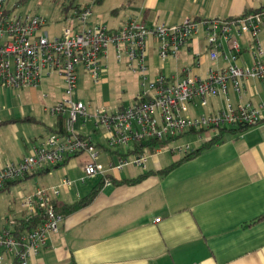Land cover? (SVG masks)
Listing matches in <instances>:
<instances>
[{
    "label": "crops",
    "instance_id": "obj_1",
    "mask_svg": "<svg viewBox=\"0 0 264 264\" xmlns=\"http://www.w3.org/2000/svg\"><path fill=\"white\" fill-rule=\"evenodd\" d=\"M127 5L131 9L127 19L138 17L149 25H157L182 23L186 18L239 17L249 10L264 8V0H128ZM258 38L264 46V27ZM240 43L238 62L244 67L251 66L253 39L245 36ZM188 45L184 60L181 59L182 52L178 59H170L175 62L174 67L171 61L163 65L157 54L153 56L154 64H158L152 70L154 76L183 74L186 68L191 74L206 75L211 65L204 67L208 60L204 54L208 51L205 34L197 39L194 37ZM194 46L200 48L201 56H194ZM187 53L191 54L190 64ZM112 54L114 57L113 51ZM209 59L217 68L227 65L223 57L215 62L210 56ZM159 64L162 67H158ZM55 76L64 85L57 74L45 77L52 79ZM42 88L43 81L37 89L20 88L36 99L29 104H21L16 98L11 100L16 88H0V118L3 113L6 116L0 123L27 116L35 118L32 122L0 124L7 125L10 131L0 132V168L8 162L22 161L34 146L40 145L57 128L55 125L48 128H53L51 132H37L31 123L39 120L22 110L28 107L30 113L34 111ZM48 92L47 97L55 98L53 103L62 100L57 98L53 88ZM216 98H221V102ZM229 98L236 105L242 102L264 105V80H245L242 99L232 91ZM209 100L213 112L228 104L225 97L212 96ZM197 103L200 102L196 100L189 105L192 116H199L194 110ZM84 130V135L99 142L93 138L96 134H92L98 132L96 128L91 132ZM104 136L107 143L106 132ZM96 146L103 163L109 159L115 161L117 154L123 153L104 143ZM160 154L166 164L156 158ZM185 154L168 156L162 152L154 155L146 169L131 165L115 172L113 184L106 187L101 175L86 177L83 167L90 160L87 152L72 157L59 167L38 166L33 174L21 181L39 178L30 185L24 183V189L30 187L31 191L21 193V198L38 187L51 193L59 187L60 193L54 198L71 204L90 194L98 185L101 190L89 205L64 216L59 230L50 235L37 255L30 258V264H264V219L247 226L253 219L264 216V121L243 132H228L219 143L196 157L166 174L158 173ZM140 175H143L140 181L123 183V180L136 179ZM65 178L72 182L70 186L63 184ZM21 215L16 219L28 216L22 206Z\"/></svg>",
    "mask_w": 264,
    "mask_h": 264
},
{
    "label": "built area",
    "instance_id": "obj_2",
    "mask_svg": "<svg viewBox=\"0 0 264 264\" xmlns=\"http://www.w3.org/2000/svg\"><path fill=\"white\" fill-rule=\"evenodd\" d=\"M6 3L7 0H0V88L37 89L43 77L59 75L64 81L65 98L51 106L45 105L44 111L54 118L63 117L65 123L62 133L58 127L54 129L22 161L8 162L0 168V190L10 182L24 180L38 166L57 165L69 156L84 152L90 155L83 167L86 177L101 175L104 187L110 186L114 181L112 175L128 166L146 169L154 155L164 152L171 156L191 150L190 145L170 149L165 144L154 152L127 153L146 140L170 142L187 132H198L206 133L200 139L207 141L221 128L254 126L264 121V105L254 106L250 102L236 105L229 98L232 91L242 99L245 80H264V46L258 38L264 27V8L239 17L186 18L177 24L149 25L138 17H129L118 28H110L103 21H90L93 15L90 6L77 7L72 17L75 25L66 28L62 36L51 39L47 32H41L48 21L45 14L14 13ZM201 28L211 60L215 62L223 57L227 65L211 66L206 75L191 74L186 68L183 74H159L151 79L147 63L149 43L152 42L160 64L164 65L171 58L178 59L181 49ZM245 36L253 39V64L247 67L238 62L240 39ZM111 47L118 62L125 61L131 71L139 74L142 89L134 105L113 109L105 106L89 112L86 103L75 98V92L84 74H89V80L96 84L101 82ZM201 53L194 51V56L199 57ZM212 96L225 97L227 107L210 114L186 115L190 104L197 100L206 106ZM90 121L106 128L110 148L124 145L126 152L118 153L115 161L101 162L95 142L82 133ZM77 123L79 128H76ZM71 183L67 178L63 180L66 186ZM52 192L38 187L23 197L22 207L28 212L27 218L39 213L43 222L27 233L16 234L17 219H8L11 228L0 229V264H30V258L59 230L64 219L54 198L60 193L59 187Z\"/></svg>",
    "mask_w": 264,
    "mask_h": 264
},
{
    "label": "rangeland",
    "instance_id": "obj_3",
    "mask_svg": "<svg viewBox=\"0 0 264 264\" xmlns=\"http://www.w3.org/2000/svg\"><path fill=\"white\" fill-rule=\"evenodd\" d=\"M19 0H7L6 7L8 9H13L14 13L18 14H45L48 21L46 26L41 30L42 33L47 32L49 37L52 39L54 37L62 36L64 30L75 25V21L72 20L73 15L77 7H86L90 6L93 12V15L90 19L92 23H98L100 21L105 22L110 28H118L123 21L127 19L130 15V8L127 5L128 0H102L98 2L96 0H28L24 3H18ZM73 2V5L67 10L64 11L63 8L66 5H69ZM204 37V30L201 28L199 34L195 38ZM149 43L148 45V66L150 67L149 76L151 79H154V72L152 71L157 67L158 64H154V57L157 52L153 49V45ZM191 45V44H190ZM190 45H185L182 48L181 59L184 60L185 52H188V47ZM200 50L199 47L194 46L193 51ZM188 54V64L191 63V54ZM205 57L208 60L205 62V69L210 65L215 67V63H212L209 59V53L204 52ZM248 56L249 54L246 53ZM112 47H111V56L105 61V66L107 65V72L102 76L100 83L96 84L93 81L89 80V74L83 75L81 83L75 92V98L82 100L88 106L89 112H94L99 107L108 106L110 109L119 107L120 105L131 106L135 104L136 96L142 89L141 78L139 74L130 71L128 65L123 62H118L115 57L112 56ZM168 61H171L170 59ZM172 62V61H171ZM173 67L175 62H172ZM165 65V64H164ZM158 67H162L159 64ZM49 88L54 89V94L57 92V98L64 99V85L59 77L47 78L43 77V88L41 92V98L43 99L35 103L34 111L30 113L28 107L22 108L24 114L32 115L39 120L38 122L31 123L32 127L36 129L37 132H51L49 127H55L56 121L54 117L44 111V106H51L55 98L45 97L44 95L49 93ZM11 100L17 99L21 104H29L30 101L36 100L32 95L22 92L20 89H15L11 94ZM217 102H221V98H216ZM209 103L204 106L201 103L194 105L195 114H210L213 113V108L211 106V101L208 99ZM0 101V106H1ZM26 106V105H24ZM191 108V107H189ZM191 110L187 112L186 115H190ZM6 119L5 114H2L0 120ZM81 123V121L79 122ZM79 123L76 124V128H79ZM96 128L98 132H92L93 138L97 143H104L105 146L110 148L105 140L106 128L103 125H95V121H90L87 124L85 129L88 132L93 131ZM84 130V131H85ZM85 131V132H86ZM0 132H10L7 125L0 126ZM203 133L198 132H187L183 137L167 142L165 146L171 148H179L180 146L190 145V149H195L199 147L202 143L200 136H205ZM113 149L120 150L121 152H126L127 147L124 145H117L111 147ZM157 159H160L163 163L166 164L164 157L160 154ZM153 159L151 158L149 163ZM38 177L31 178L29 180L23 181L21 183L13 184L10 188L0 191V229L3 227L11 228V225L7 222L8 219H15L22 217L21 215V204L23 198H21V193L26 194L31 191V188L26 187L24 189V183L29 185L32 182L38 181ZM27 196V195H25ZM68 200L70 198H67Z\"/></svg>",
    "mask_w": 264,
    "mask_h": 264
},
{
    "label": "trees",
    "instance_id": "obj_4",
    "mask_svg": "<svg viewBox=\"0 0 264 264\" xmlns=\"http://www.w3.org/2000/svg\"><path fill=\"white\" fill-rule=\"evenodd\" d=\"M28 0H19L18 3H24ZM98 2H101L102 0H96ZM73 5V2H71L69 5H66L63 10L67 11L71 6ZM260 9H256V10H249L247 13L252 12V11H257ZM12 121H35V118L31 117V116H27L25 118H16V119H10V120H6L4 122L1 123H8V122H12ZM0 123V124H1ZM64 123L65 120L63 119V117H59L57 118L56 121V125L58 127V131H60V133H62L61 131L64 130ZM251 126H240L237 128H221V130L218 132L217 135L213 136L210 140L204 141L200 147L192 150L191 152H188L185 154V156H183L182 158L172 162L170 165H168L167 167L161 169L158 171V173L160 174H166L169 171H171L172 169L176 168L177 166H179L181 163L190 160L194 157H196L198 154H200L203 150L212 147L213 145L219 143L224 136L230 132V133H238V132H243L244 130L248 129ZM53 130V128L51 129ZM167 142L166 141H159V140H146L145 142L141 143V145H136V149L135 150H129L127 153H133V152H138V153H146V152H154L156 150L157 147L159 146H164ZM77 156V155H74ZM74 156H69L67 160H65L63 163L57 164L55 166H51V167H59L62 165H65L69 159H71ZM143 175H140L139 177H137L136 179H130V180H123V183H133V182H137L140 181V179H142ZM22 180H16L13 182H10L6 188H4L3 190L0 191H4L8 188L9 185L15 184V183H19ZM116 182V181H115ZM101 190V185L96 186L91 192L90 194H88L87 196L79 199L78 201L71 203V204H67L63 201H59L57 199H55V204H56V208L58 210V212H60L63 216H67L69 214H72L84 207H86L87 205H89L97 196V194L100 192ZM262 219H264V216L262 217H258L253 219L250 223L247 224V226H252L258 222H260ZM43 222V217L41 214H36L33 218H21V219H17V225L15 227V232L16 234H24L27 233L29 231H31L32 229L38 227L41 223Z\"/></svg>",
    "mask_w": 264,
    "mask_h": 264
}]
</instances>
